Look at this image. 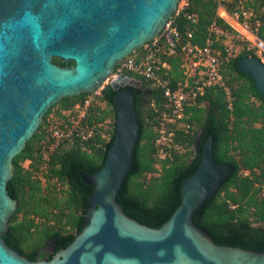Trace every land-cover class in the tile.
<instances>
[{"label":"water","instance_id":"obj_1","mask_svg":"<svg viewBox=\"0 0 264 264\" xmlns=\"http://www.w3.org/2000/svg\"><path fill=\"white\" fill-rule=\"evenodd\" d=\"M180 1L0 0V264H264V250L219 244L194 221L233 170L215 157L214 135L196 172L182 182L181 204L161 227L125 211L117 196L133 167L142 83L127 73L109 83L116 90L115 139L104 166L82 174L94 190L74 241L50 260H31L4 239L19 205L8 189L14 158L47 112L65 97L103 89L123 59L162 35ZM237 65L264 100L261 57L246 55Z\"/></svg>","mask_w":264,"mask_h":264},{"label":"trees","instance_id":"obj_2","mask_svg":"<svg viewBox=\"0 0 264 264\" xmlns=\"http://www.w3.org/2000/svg\"><path fill=\"white\" fill-rule=\"evenodd\" d=\"M223 4L232 13L251 10L250 22L258 23L254 31L264 40V0H225ZM220 8L219 0H187L183 8L176 10L171 20L182 38L173 43L164 35L159 37L162 52L157 72L161 77L168 78L175 87L179 86L186 79V55L181 44L189 39L203 46L208 39H212L219 52L221 71L235 96L233 108L228 107L226 92L222 87L208 89L194 103L186 106L181 119L169 123L174 134L169 141L170 146L165 147L170 154L162 158L157 138L160 136L159 116L166 99L164 91L153 80L126 71L146 83L153 93L147 104L140 94L135 96L140 122L139 139L134 149L132 170L117 199L130 216L144 224L161 227L181 204L182 182L196 172L204 144L210 135H214L215 157L219 162L231 165L233 170L217 194L194 215V221L219 244L264 250V100L255 82L237 65L239 58L258 54L248 46L238 54L226 50L225 40L228 36L217 34L213 26L217 25L227 33L234 31V28L220 15ZM189 31L192 32L190 38L187 35ZM147 52V48L143 47L131 57L140 63ZM54 61L65 65L59 58H54ZM69 65L73 66L74 62ZM115 92L108 84L100 96L111 109L98 105L90 110L87 121L98 124L94 136L67 139L50 154L49 160L44 159L46 127L51 114L67 121L66 111L73 110L88 93L65 97L57 103L61 107H55V104L50 108L38 131L14 158V175L8 189L18 199L19 205L10 223V234L4 239L31 260L52 259L60 249L71 244L82 230L86 207L94 190L83 181L82 174L99 171L107 160L116 131L113 108ZM111 114L113 117L109 128L106 120ZM203 130L205 134L202 137L200 133ZM108 132L109 138L104 137ZM177 143L192 147L193 151L179 153ZM198 143L201 147L195 153ZM25 161L30 162L28 168L23 165ZM158 162H162V173L148 184L138 183L134 186L135 179L158 171ZM65 185L67 190L62 191L60 188ZM61 192L68 196L63 198ZM19 214L23 215L21 220L17 219ZM37 220H44L45 223L40 226ZM50 241L54 242L55 249L44 254L41 247Z\"/></svg>","mask_w":264,"mask_h":264},{"label":"built area","instance_id":"obj_3","mask_svg":"<svg viewBox=\"0 0 264 264\" xmlns=\"http://www.w3.org/2000/svg\"><path fill=\"white\" fill-rule=\"evenodd\" d=\"M219 1L221 8L226 11V16L233 18L238 24L250 29L255 34L254 29L250 26V17L253 14L251 10L235 11L232 13L224 6L225 0ZM220 15L226 18L224 15ZM172 23V20L167 23L162 34L166 38L168 34H172L174 43L175 41H180L182 37ZM213 29L219 35L225 34L228 36V33L217 25H214ZM187 35L188 38L192 37V32L189 31ZM255 43L264 50L263 40L257 38V42ZM144 47L147 48L148 52L142 62L138 63L135 57H131L130 55L116 66L112 77L114 79L120 74L126 73V71H132L153 80L156 85L163 89L166 99L159 116L160 136L157 138V145L160 146V156H167L170 153L165 147L167 145L170 146L169 141L174 134L169 127V123L177 122L178 119H181L185 115L187 105L194 103L200 95H203L214 86L222 87L225 90L228 107L231 109L234 106L235 96L232 88L226 83L224 74L221 71L219 52L214 46V40L208 39L207 43L203 46L194 44L189 39L181 44V48L186 55V79L177 87L168 78L161 77L157 72L160 69L162 52L159 38L146 43ZM226 50L230 52L232 46L226 43ZM100 96H102L100 92L88 93L85 99L78 103L73 110L66 111L68 115L67 121L57 117L54 113L51 114L49 124L46 127L47 139L45 140L43 151L45 160H49L50 154L56 151L61 143L67 139H88L94 136L98 124L89 123L87 117L91 108L101 104L102 100ZM106 122L111 123V120H106ZM108 134L109 132L105 133L104 137L109 138L110 134L107 137Z\"/></svg>","mask_w":264,"mask_h":264},{"label":"rangeland","instance_id":"obj_4","mask_svg":"<svg viewBox=\"0 0 264 264\" xmlns=\"http://www.w3.org/2000/svg\"><path fill=\"white\" fill-rule=\"evenodd\" d=\"M187 2V0H181L180 2H179V5H178V8H177V10H179V9H181V8H183L184 6H185V3ZM219 13L220 14H223L226 18V21L227 22H229L231 25H232V27L234 28V31H232V32H230V33H228V37L226 38V43L229 45V46H232V50H233V52H234V54H238L245 46H248L249 48H252V49H255V51L257 52V54L259 55V56H261V58H262V60L264 61V50L263 49H261L254 41L256 40V37L257 38H259V40H263V39H261L257 34H256V32H255V34L252 32V31H250L248 28H246V27H244V26H242V25H240V24H238L237 23V21H235L233 18H231V17H228V16H226V14L220 9L219 10ZM250 26H251V28H253L254 29V27L256 26V27H258V23H255V24H252L251 22H250ZM163 35V34H162ZM264 41V40H263ZM114 73V72H113ZM112 76H113V74H112ZM111 76V78L105 83V86L106 85H108L111 81H112V79H113V77ZM145 85H146V89H150V87L145 83ZM102 90L103 89H100V93L102 94ZM148 99H150V97L148 98ZM105 107V108H109V106H107L104 102H101V104H100V107ZM55 107H61V104H57ZM109 109H111V108H109ZM112 117H113V115L111 114V115H109L108 117H107V120H112ZM109 127H111V123H109ZM109 136V134L107 135V137ZM173 146H175L174 144H173ZM176 149H178V152L179 153H189V152H191V151H193V148L192 147H190V148H188V147H186V146H184L183 144H180V143H177L176 144ZM194 151H195V148H194ZM169 153H170V151H169ZM162 158H165L166 156H161ZM29 164H30V162L29 161H25V162H23V165L26 167V168H28L29 167ZM157 168H158V171H156V172H148V173H145L143 176H141L140 178H137V179H135V183H134V186H137V184L138 183H145V184H148V183H150L151 181H153V179H154V177H156V176H159L161 173H162V171H163V166H162V162H158L157 163ZM39 176L41 175V173L40 174H38ZM62 191H66L67 190V186L65 185V186H63L62 188H60ZM62 193V197L63 198H65V197H67L68 195H67V193H65V192H61ZM14 217V216H13ZM22 217H23V215L22 214H19L18 215V220H21L22 219ZM37 221H39L38 223L40 224V226H43V223H45L44 222V220H37ZM12 222V221H11ZM51 224H54V223H52L51 222ZM55 249V244H54V242L53 241H50L49 243H46V244H44L42 247H41V251L44 253V254H47V253H50V252H52L53 250Z\"/></svg>","mask_w":264,"mask_h":264},{"label":"flooded vegetation","instance_id":"obj_5","mask_svg":"<svg viewBox=\"0 0 264 264\" xmlns=\"http://www.w3.org/2000/svg\"><path fill=\"white\" fill-rule=\"evenodd\" d=\"M137 90V94H140L141 97H142V100L145 102V104H147L148 102V98L151 97L153 91L152 89L150 88L149 90L146 89V85L145 83L142 81L141 85L139 87L136 88ZM204 130L200 133V136H204ZM199 142H201V138L198 139ZM196 151L195 153H197L198 149L200 148V144L198 143L197 146H196Z\"/></svg>","mask_w":264,"mask_h":264},{"label":"crops","instance_id":"obj_6","mask_svg":"<svg viewBox=\"0 0 264 264\" xmlns=\"http://www.w3.org/2000/svg\"><path fill=\"white\" fill-rule=\"evenodd\" d=\"M225 14H226V11L224 10V9H222V8H220ZM223 15V14H222Z\"/></svg>","mask_w":264,"mask_h":264},{"label":"bare ground","instance_id":"obj_7","mask_svg":"<svg viewBox=\"0 0 264 264\" xmlns=\"http://www.w3.org/2000/svg\"><path fill=\"white\" fill-rule=\"evenodd\" d=\"M250 30V29H249ZM251 31V30H250ZM254 42H257V37H256V40ZM264 47V46H263Z\"/></svg>","mask_w":264,"mask_h":264}]
</instances>
